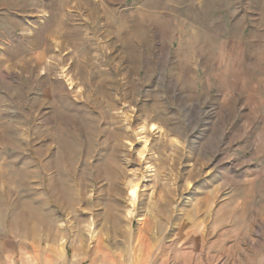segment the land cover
<instances>
[{"label":"rangeland","instance_id":"obj_1","mask_svg":"<svg viewBox=\"0 0 264 264\" xmlns=\"http://www.w3.org/2000/svg\"><path fill=\"white\" fill-rule=\"evenodd\" d=\"M0 264H264V0H0Z\"/></svg>","mask_w":264,"mask_h":264},{"label":"bare ground","instance_id":"obj_2","mask_svg":"<svg viewBox=\"0 0 264 264\" xmlns=\"http://www.w3.org/2000/svg\"><path fill=\"white\" fill-rule=\"evenodd\" d=\"M137 183L136 184H131L130 183V191H129V195H130V204L134 203V200H135V193L137 191ZM130 210H128V214H130ZM132 214V213H131Z\"/></svg>","mask_w":264,"mask_h":264}]
</instances>
